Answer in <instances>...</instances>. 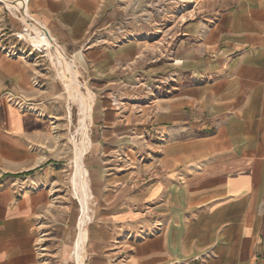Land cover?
<instances>
[{"label":"crops","instance_id":"1","mask_svg":"<svg viewBox=\"0 0 264 264\" xmlns=\"http://www.w3.org/2000/svg\"><path fill=\"white\" fill-rule=\"evenodd\" d=\"M143 6L0 0V264H78L82 234L83 264H264V0H206L165 45ZM24 17L91 95L85 224L80 108Z\"/></svg>","mask_w":264,"mask_h":264},{"label":"rangeland","instance_id":"2","mask_svg":"<svg viewBox=\"0 0 264 264\" xmlns=\"http://www.w3.org/2000/svg\"><path fill=\"white\" fill-rule=\"evenodd\" d=\"M144 1V6L142 8V14L143 17H147L152 15L155 18V22L154 23V32L155 35L152 36L154 41V45L158 42V43H162L165 45L166 41L168 40V38L170 39V37H173V35L175 36V39H177L180 36V33L182 32V21L183 20H187L190 15H197L196 12L193 14L194 11H198L200 9H203L205 6V1L206 0H143ZM22 21L25 24V17L22 18ZM145 21V19H144ZM23 22H21V28L18 32L16 33H23L24 28L26 26L23 24ZM27 31H32L33 29L30 27H26ZM32 29V30H31ZM35 31V30H34ZM33 32V31H32ZM28 33L26 32L24 34V38L25 40H20L18 38H16V36L13 37L14 42L17 44V48H22L24 51H27L29 54H31L32 56H39L41 59H43L45 61V63L47 65H50L51 67H55L54 62L52 61L50 55H49V51L48 48L45 46L44 43H42V41L39 39L37 33L35 35V33ZM36 32V31H35ZM32 34V37H31ZM151 37V38H152ZM162 40V41H161ZM150 44L153 43V41H151L149 39ZM149 44V43H148ZM171 48V46L169 47V49ZM66 56L69 58V55L66 54ZM72 62V61H71ZM73 63V62H72ZM80 90V98L82 101H85V99H88L89 101L91 98V95H86L84 94L83 96V92ZM69 94V93H68ZM69 98L72 99L70 97L69 94ZM74 113V124H75V128L73 127V142H79L81 143L82 141V136L80 134L76 135L75 131H79L78 129L81 127L78 124V114H79V110L74 107L73 110ZM86 131L89 133V127L87 125ZM79 133H81V130L79 131ZM91 145V142H90ZM78 148L79 145H76V155H75V159H76V163H77V168H78V160H77V154H78ZM86 153V151L84 152V154ZM85 188L87 187V181L84 180L83 181ZM78 195V193H77ZM82 201V199H81ZM85 209H83L84 211ZM81 222V221H80ZM80 238L81 235H80ZM80 238L79 241L76 245V249H75V257L78 261L81 258V245H80Z\"/></svg>","mask_w":264,"mask_h":264},{"label":"bare ground","instance_id":"3","mask_svg":"<svg viewBox=\"0 0 264 264\" xmlns=\"http://www.w3.org/2000/svg\"><path fill=\"white\" fill-rule=\"evenodd\" d=\"M24 1V0H23ZM26 2V1H25ZM9 3V2H8ZM25 23L27 26H29L30 28L34 29L35 35L37 33V35L39 36L40 40L42 42H45L48 47H49V51H50V55L51 58L54 62V64L57 66L58 68V76L60 77V79L65 83L66 86V90L68 91V93L70 94V97L72 98L73 101L77 102L80 108V115H81V120H80V126H81V135H82V142L81 145L78 148V154H77V160H78V176L79 179L81 180V183L77 184L78 186V197L82 203L84 213L82 216V224H85V222L88 219V214H87V205H88V199H89V195L84 194V191L86 188L84 186L83 181L85 180V169L83 167V156H84V152L87 151L88 148H90V137H89V133L86 131L87 125H88V120L91 119V111H92V104L88 99H85V101H82L80 96V85L77 82L76 79V72L74 69V64L59 50L58 45L56 44V42L54 41V39L50 36H46L45 32L42 30V28L38 27L36 25V23H34V21L32 19H29L28 17L25 20ZM49 35V34H47ZM84 96V94H83ZM85 98V96H84ZM91 100V98H90ZM78 178V177H77ZM83 188H85L84 190H82ZM81 224V222H80ZM79 241V239H78ZM84 242H85V235L82 234V238L80 240V244L82 246L81 249V260L79 261L78 264H83V246H84Z\"/></svg>","mask_w":264,"mask_h":264},{"label":"built area","instance_id":"4","mask_svg":"<svg viewBox=\"0 0 264 264\" xmlns=\"http://www.w3.org/2000/svg\"><path fill=\"white\" fill-rule=\"evenodd\" d=\"M26 32L31 33L32 31H29V30L27 31V28L25 27L23 33H21V34L20 33H15V36H16V38H18L20 40H25L26 38L24 37V34ZM32 33H34V32H32ZM31 37H32V34H31Z\"/></svg>","mask_w":264,"mask_h":264}]
</instances>
